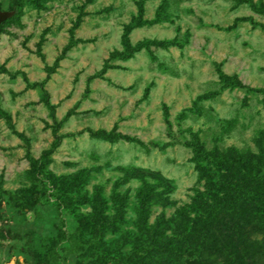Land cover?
<instances>
[{"label": "rangeland", "instance_id": "obj_1", "mask_svg": "<svg viewBox=\"0 0 264 264\" xmlns=\"http://www.w3.org/2000/svg\"><path fill=\"white\" fill-rule=\"evenodd\" d=\"M0 12V264H97L117 241L114 256L143 264L140 242H123L138 237L139 192L157 197L153 224L212 193L199 165L227 154L264 182V0H0ZM203 248L185 258L201 264Z\"/></svg>", "mask_w": 264, "mask_h": 264}, {"label": "trees", "instance_id": "obj_2", "mask_svg": "<svg viewBox=\"0 0 264 264\" xmlns=\"http://www.w3.org/2000/svg\"><path fill=\"white\" fill-rule=\"evenodd\" d=\"M227 162L230 165H226ZM241 163L242 159L227 154L213 160V170L199 165L201 174L209 178L213 192L210 188L207 192L197 190L191 202L180 206L171 218L165 220L161 213L153 224L148 220L151 205L158 201L157 197L154 193L148 196L139 192L136 198L138 237L131 242L124 238V244L140 242L142 246L138 250L143 264H191L185 257L197 246L205 248L193 259L196 263L234 264L227 255L242 258L239 253L244 252L247 261L243 264H264V182H255L250 176L247 180L238 176L234 169ZM223 170L230 172L220 174L219 180L214 181L217 173ZM95 243V240L88 241L87 248L93 251ZM117 243H102L105 249L97 257V264H119L120 260L131 264L130 256L124 255L125 260L118 255L120 253L114 256L116 248L121 246ZM80 247L83 248V243ZM87 255L84 252L83 256Z\"/></svg>", "mask_w": 264, "mask_h": 264}, {"label": "water", "instance_id": "obj_3", "mask_svg": "<svg viewBox=\"0 0 264 264\" xmlns=\"http://www.w3.org/2000/svg\"><path fill=\"white\" fill-rule=\"evenodd\" d=\"M10 14L8 12H0V23L5 20Z\"/></svg>", "mask_w": 264, "mask_h": 264}]
</instances>
